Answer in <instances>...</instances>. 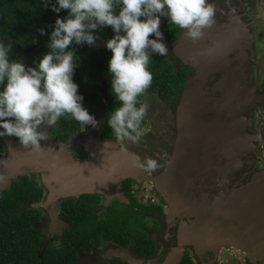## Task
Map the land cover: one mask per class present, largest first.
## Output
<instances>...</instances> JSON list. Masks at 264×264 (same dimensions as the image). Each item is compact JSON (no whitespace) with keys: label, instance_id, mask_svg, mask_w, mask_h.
Masks as SVG:
<instances>
[{"label":"water","instance_id":"obj_1","mask_svg":"<svg viewBox=\"0 0 264 264\" xmlns=\"http://www.w3.org/2000/svg\"><path fill=\"white\" fill-rule=\"evenodd\" d=\"M230 31L231 24L221 25L209 36L192 42L184 30L175 42L182 50L181 46L188 45V50H183L188 53L180 56L183 60L194 59L191 65L195 71L174 100L177 128L174 151L160 174L153 176L133 167V158L142 161L137 153L128 149L122 152L119 144L99 138L84 141L88 158H75L47 131L49 139L40 142L44 150L39 153L22 147L13 137H0L6 149V156L0 158L3 177L0 189L10 188L23 175L34 176L45 188L46 199L27 206L38 208L82 194L101 195L106 203L114 199L123 203L128 201L121 188L125 180L131 179L139 185L150 182L168 204V219L178 220L183 213L199 216L203 211L222 219L211 225L208 222L205 228L199 223L191 228L180 222L177 244L159 262H133L181 264L185 246L193 247L194 255L200 260L209 251L218 258L222 249L229 248L243 250L251 258L241 232L245 230L252 240L264 239V169L252 171L251 177L243 182L246 172L251 171L253 148L243 106L257 100L254 98L260 78L252 83V73L250 76L242 64L246 46L243 38L247 36L229 35ZM15 48L22 61L31 65L27 54L34 47ZM226 219L234 224L227 229ZM48 236H44L42 249ZM255 245L260 247V243Z\"/></svg>","mask_w":264,"mask_h":264},{"label":"clouds","instance_id":"obj_2","mask_svg":"<svg viewBox=\"0 0 264 264\" xmlns=\"http://www.w3.org/2000/svg\"><path fill=\"white\" fill-rule=\"evenodd\" d=\"M40 4L41 12L51 11L55 19L50 33L38 30L41 36H49V50L32 62L35 66L12 58L14 42L0 39V137L18 138L22 147L37 153L44 150L40 142L49 139L42 125L53 128L66 115L79 123L81 132L98 124L73 80L80 57L71 45L87 43L91 49L99 38L97 32L106 35L104 30L112 29L104 46L111 52L107 75L115 104L105 123L114 139L104 141L121 142V151L126 153L124 141L139 145L143 138L142 124L150 105L139 98L152 85L148 67L152 54L167 56L169 52L160 30L161 18H168L169 24L198 41L216 17V5L209 0H40ZM131 164L146 172L163 167L151 157L143 161L135 157Z\"/></svg>","mask_w":264,"mask_h":264},{"label":"flooded vegetation","instance_id":"obj_3","mask_svg":"<svg viewBox=\"0 0 264 264\" xmlns=\"http://www.w3.org/2000/svg\"><path fill=\"white\" fill-rule=\"evenodd\" d=\"M209 2H213L216 5V17L215 23L210 28L205 29V36H209V33L214 32V30L221 25L229 26L230 24L232 31L229 32V35L247 36V38H243V42L246 46L241 57L242 64L250 76L252 73V77L250 79L252 83H255V80L258 77L260 78L257 83L258 86L255 92L256 96L254 98H257V100L251 104L243 106L246 108L243 112V116L246 118V131L252 137L251 143L253 147L250 151L251 171H249L248 174L246 172V175L243 177V182H245L251 177L252 171L254 173L256 171L260 172L264 169V12L259 9L262 4L261 0H209ZM160 30L164 32V43H166L169 52L167 56H161L156 53H153L152 55L157 59H161L166 62L168 61L173 68V73H179L178 71L184 68L187 74L185 78L186 80L195 71V67L191 65V63L195 61H192L194 59L183 60L180 56L183 53H188L183 52V50H188L187 44L181 46L184 48L183 50L178 48V46H175V42L179 39L184 30L180 29L178 26L169 24L168 18L166 17L161 18ZM97 36L102 38V40L99 42L98 39V43L94 44L93 48L104 46L105 41L110 38V36H103L98 32ZM150 38L155 37L153 35ZM192 42L194 41L192 40ZM107 80L108 78L101 75H98L96 78V81L99 82V86L96 87L99 95V101L93 104V110L89 112L90 114H94L98 120L96 128L87 126L86 129L81 132L79 126V128H77L76 131L70 135L68 140L63 143L66 150L70 152L74 150L72 153L76 158L85 159L89 156V152L84 147L86 143L84 144L83 140L87 141L91 138H99L102 140L108 139L103 135L104 107L106 104L113 102V99L110 98L107 92ZM104 86L106 87V92ZM178 95L163 100L161 99L159 92L147 90L145 93L146 103L150 105V108L145 121L143 122L144 126H142V129H144L142 141L139 145L132 144L127 141L123 142L124 146H126L128 150L137 153L141 157L142 161L145 157H151L157 159L159 163L163 164V167L147 172L151 173L153 176L160 174L164 170L166 166L165 161L169 159L174 151L177 134L174 100ZM51 130L52 128H47V131L50 132ZM118 144L121 146V142H118ZM4 151L5 154L3 153V155H0L1 159L6 156V149H4ZM77 151H80L81 154ZM164 153H167V155L164 156ZM23 176H28L30 179H33L34 177L29 175ZM125 181L122 183L121 188L128 201L123 203H120L116 199L106 203L101 195L82 194L78 198H67L54 205L38 207L37 209L40 210V218L38 222L34 223V227L39 230L41 240L37 250L38 257H41L42 253L45 252L47 248L54 249L58 253L63 247H65L66 241H63V238L65 237L67 229L71 227V224L67 219V206L69 205V207H71V204H78V202L85 205L84 202H86L90 196L97 195L100 197L99 203L93 207L92 212L96 213L99 216V219L104 220L106 219L104 215L111 214L113 209L114 211H116V209L117 211H120L118 208L121 205L126 208L132 206L135 210H138V206L134 201L137 194H134V191L139 190V188H142L143 191L145 189L146 191H149L152 197L149 198L148 202L144 203V201H141L140 203H144L146 206L153 204L158 205L162 210L161 212L149 211L144 213L145 217L151 220V224L140 229L142 233L143 231L146 233L149 239L153 240L155 250L154 253L148 257L141 255L136 249L137 242L135 238L128 232V241L125 239H101L100 242L96 243L94 237L91 236L87 240V247L84 249L80 248L78 244L73 243L68 239L70 242L68 245L69 251H73L74 249L76 251V258L69 264H136L133 262L134 260H144L146 261L145 263H147V261L157 263L163 258L164 254L170 248L177 244L180 234V222H184L187 224V227L191 228L197 227L198 225L195 223H199L201 224L199 226H203V228H205L208 222H211L209 223L211 225L214 221L217 222L222 219L221 217L220 219L211 217L210 211H203L199 216L195 214L183 213L182 217L178 220H170L167 217L169 211L168 204L161 198L152 183L144 182L139 185L134 181L131 183V187L136 189H132L131 192L128 193L123 188ZM38 183L41 186L39 181ZM146 184L149 186H146ZM144 185L146 186L145 189ZM8 188H4L2 190L0 189V195L2 191ZM45 195L46 191L44 188L43 197L34 203L44 202L46 199ZM69 201H72L73 203L70 204ZM114 206H116V208ZM224 221L226 223V229L230 224L234 225L232 222H229L228 219ZM193 223L194 225H192ZM254 228L255 227H253V229ZM253 229L251 231H253ZM46 234H49V236L44 248L42 249L41 244L44 242L43 239ZM241 234L246 238L248 246L247 249H249V252L252 255V257L248 259L245 251L234 248L242 252V260L247 264H264V246L262 244L264 239L252 240L245 230H242ZM255 243H260V247L259 245L256 247ZM192 248L193 247L185 246L183 260L185 256H189L190 259L193 257L191 260L194 264H219V257L217 258L212 251L203 254L200 260L194 255ZM124 254L129 255V257L125 258ZM51 263L60 264L61 262L59 259H54L53 262L50 259V264Z\"/></svg>","mask_w":264,"mask_h":264},{"label":"trees","instance_id":"obj_4","mask_svg":"<svg viewBox=\"0 0 264 264\" xmlns=\"http://www.w3.org/2000/svg\"><path fill=\"white\" fill-rule=\"evenodd\" d=\"M43 5L40 0H0V39L5 40V43L14 42L12 58H20L15 46H19L20 50L28 47H34L28 52L27 58L32 62L38 61L40 57L49 49L46 44L49 42V36H41L40 28H44L47 33L51 32L50 25L55 19V15L51 11L41 12ZM66 13H61L64 15ZM106 35L112 36L110 27L105 30ZM97 34V33H96ZM171 37V34H170ZM36 39L33 43L32 39ZM98 43V40L97 42ZM76 54L80 57L79 67L75 69L73 80L79 85V92L84 95V106L89 112L93 110V104L99 101V95L96 87L99 82L96 81L98 75L108 78L107 92L113 102L108 103L104 107V123L103 135L106 138L114 139L111 134V129L107 127L105 120L107 113L111 111L115 104L114 97L110 92V77L107 75V61L111 56V52L106 50L104 46L88 48V44L71 45ZM32 66H35L32 64ZM149 71L153 75L152 85L148 90L159 92L161 99H169L178 95L183 87L186 78V71L183 68L179 73H173V68L167 61L157 59L152 56L149 64ZM146 102V96L139 98ZM119 106V103L116 105ZM79 123L71 118L70 115L61 117L57 125L51 130L53 137L58 142L65 143L70 135L79 128ZM16 138V137H15ZM18 140V138H16ZM3 146L0 142V155ZM134 181L128 179L123 185L124 190L128 193L133 189L131 183ZM43 197V187L37 180L30 179L28 176L20 177L12 182L10 188L1 192L0 195V264H50V259H59L60 264H69L76 258V251H69V240L76 243L80 248L87 247V240L93 236L96 243L101 239L105 240H120L128 241L127 232L130 233L137 242V251L148 257L154 253L155 244L149 239L146 233L141 232L140 236H135L130 231L133 221L136 220V225L139 228H145L142 223L146 212H149L156 205L146 206L144 203H135L138 210L132 206L127 207V211L135 213V218L129 217L125 213L119 214L121 211L112 210L110 219H99L96 213L92 212L100 200V197L90 196L86 200L85 205L81 202L73 203L68 207L67 219L71 227L67 229L63 241H66L58 253L54 249L47 248L38 257L37 250L40 243L39 230L34 227V223L40 218V210L37 208H28L27 204L39 201ZM67 204V201H66ZM158 212H161V207H155ZM114 211V212H113ZM69 239V240H68ZM53 264V263H51ZM181 264H194L189 256L182 259Z\"/></svg>","mask_w":264,"mask_h":264},{"label":"rangeland","instance_id":"obj_5","mask_svg":"<svg viewBox=\"0 0 264 264\" xmlns=\"http://www.w3.org/2000/svg\"><path fill=\"white\" fill-rule=\"evenodd\" d=\"M258 11H260V10H258ZM142 126H144V123L142 124ZM142 131H144V129H142ZM108 139H110V138H108ZM83 141H85V140H83ZM72 152H74V150ZM78 153L81 154L80 151ZM146 186H149V185L146 184ZM146 186L144 185V189ZM134 189H136V188H133V190ZM134 194H137L136 197L134 198V201L137 203H140L141 201H144V203H146V202H148L149 198L152 197V195L149 191H146V189L143 191L142 188H139V190H135ZM114 205H116V204H114ZM114 207L116 208V206H114ZM155 207H159V206L156 205ZM155 207H153V209L151 211H157ZM118 209L121 211L119 213L120 215L121 214L125 215V213H126L127 215H129V217L135 218V213H132V211L128 212L127 208L124 207L123 205L119 206ZM104 216L106 219H110V214L104 215ZM140 218L143 219L142 223H144V225L149 226L151 224V220L149 218H146V217H140ZM131 223H132V227L130 228V231L133 234H135V236H138V235L140 236L141 235L140 234L141 229L139 228V226L136 225V220L131 222ZM242 257H243L242 252H240L237 249H234V248L222 249L220 256H219V264H247L246 262H244L242 260ZM191 259H193V257Z\"/></svg>","mask_w":264,"mask_h":264},{"label":"crops","instance_id":"obj_6","mask_svg":"<svg viewBox=\"0 0 264 264\" xmlns=\"http://www.w3.org/2000/svg\"><path fill=\"white\" fill-rule=\"evenodd\" d=\"M262 4L260 5L259 9L264 12V0H261Z\"/></svg>","mask_w":264,"mask_h":264}]
</instances>
